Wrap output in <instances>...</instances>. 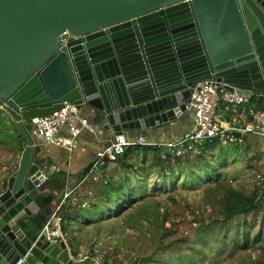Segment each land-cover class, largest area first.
Returning <instances> with one entry per match:
<instances>
[{
    "label": "water",
    "instance_id": "1",
    "mask_svg": "<svg viewBox=\"0 0 264 264\" xmlns=\"http://www.w3.org/2000/svg\"><path fill=\"white\" fill-rule=\"evenodd\" d=\"M202 82L264 96V0H0V109L25 141L0 192V264H86L43 233L55 203L26 122L69 102L129 139L183 119Z\"/></svg>",
    "mask_w": 264,
    "mask_h": 264
},
{
    "label": "rangeland",
    "instance_id": "2",
    "mask_svg": "<svg viewBox=\"0 0 264 264\" xmlns=\"http://www.w3.org/2000/svg\"><path fill=\"white\" fill-rule=\"evenodd\" d=\"M220 108H222V105H220ZM229 111L230 108L222 109L224 115H230ZM0 115L5 117L7 113L0 109ZM191 115L192 112L187 113V116L190 117ZM10 127L9 121L6 122L4 119L0 122V192L4 190V178L15 169L21 152L16 146V141L10 136L13 131V128L11 130ZM27 129L32 130L30 125H27ZM160 132L158 131V133ZM16 133L17 131L14 132V137ZM141 135L142 133L138 134L137 137ZM255 138L258 141L253 140L254 136L243 135L244 145L252 146L253 150H246L245 146L242 145L240 152L232 155L230 148L233 149V146L231 143H227L228 148L223 153L225 160L223 162L213 160V164L217 166L220 175L223 174L222 169H225L221 182L213 181L209 173L203 174L197 167V162L192 164L193 169L197 168L198 170L197 176L194 177L193 182L185 180L184 178L187 176L182 171L187 169L185 164L188 159L186 157H183L180 161L185 165L180 169L171 170L172 165L176 162L170 160V164H165L159 170L152 167L144 169V171L140 168L129 170L126 174L130 175L127 178V186L130 190L124 193L123 196L126 198L114 201L113 213L109 209L107 219L101 215L96 217V212L94 218L90 217L85 222H82L79 217V220L76 219L71 224L73 231L69 235L64 234L69 246L70 241L75 242V249L70 247L77 254V256L73 255L74 259L85 261L86 264H88V259H91L95 264H174L172 260L167 258L171 254L175 256L190 254L193 255L192 258L182 259L184 264H238L247 263L248 257L259 258L261 248L252 249L255 246L251 245L252 248L244 250L240 242L235 241L239 238V233L235 229H239L245 224H251L250 229L258 227V223L254 224L253 219L239 223L238 226H227L223 230L213 231L215 224L224 222V218L220 217L218 210L223 204V196L227 198L225 196L226 192L230 191L231 188L251 191L258 181L253 174L264 169V155L258 152L259 149L264 152V144L259 142V140L263 142L264 140L258 137ZM225 139L227 140L228 137H225ZM169 140L170 137H167L166 140L149 142H171L176 139ZM47 145L44 143L41 146H46L44 149L51 148ZM159 146L169 149L165 145ZM206 148L208 153L205 157H211L214 151L208 146ZM60 150L70 153L64 148ZM124 155L122 153L120 157H124ZM150 155L153 156L151 153ZM164 159H167V157L164 156ZM149 163L146 160L144 166ZM97 164H102V162L99 160ZM50 165H56L55 156L54 160L50 161ZM245 165L246 168L244 169L243 166ZM117 172L122 176L121 180L126 176L122 168ZM47 173L49 179L46 182L47 184L45 183V187L43 186L44 188L56 187L58 191L59 189L64 191L69 188L67 183L60 181V178H56V174L50 169L47 170ZM217 176V173H214V179H217ZM207 188L210 190L208 191ZM132 195L134 197L129 198ZM136 195L137 197H135ZM89 196L94 198L92 195ZM82 202L86 204L85 199ZM124 202L123 206L122 203ZM156 205L159 206L161 212L167 210L168 217L171 219L167 222V226H172V229L164 238L165 241H171L172 244L160 252V259L143 261L141 256L143 250L151 249L152 246L147 236L143 234L146 231L145 226H148V224L143 220L142 212L147 206H152L155 209ZM117 209L120 210L116 214ZM258 218H264V213L259 212ZM198 232H202V234L199 235ZM224 234H226V239L223 237ZM153 249L155 251V247L152 248V252ZM106 258L108 261L104 260Z\"/></svg>",
    "mask_w": 264,
    "mask_h": 264
},
{
    "label": "trees",
    "instance_id": "3",
    "mask_svg": "<svg viewBox=\"0 0 264 264\" xmlns=\"http://www.w3.org/2000/svg\"><path fill=\"white\" fill-rule=\"evenodd\" d=\"M239 108L243 107L241 106ZM244 108L248 116L251 111L256 112L259 110H263L264 96H253L251 102ZM229 113L231 116L233 110L231 109ZM0 120H4L2 115H0ZM12 128L13 131L11 132V135L13 133L12 136H14L15 131H17L16 134L19 135L18 140H16V146L19 151H23L24 145H22V136L20 134V131L15 125H13ZM226 137H228L227 140L223 139L222 136H218L208 141L188 142L182 146L174 147L172 149H167L159 145L144 146L138 144L126 147L124 153L126 150L130 149L134 154L140 157L141 161L138 162L137 158L134 157L132 160L133 163H130L132 161L127 162L123 159L122 161L120 159L119 162H116L113 165V168H115V170L110 171L109 177L105 179L107 180L104 183V190L106 192L105 195L102 194L99 185L96 186V200L85 198L86 204L83 202L74 201V199L78 196L77 192L76 194H73L72 192L67 197V199L64 200L63 203L61 201L64 198L63 196L65 194L62 195V198L59 200V202L62 203L60 219L64 234L69 235V233L73 231V229H71V224L76 221V219L79 220V217L82 222H85L90 217L94 218L95 212L103 210L104 208H109L110 210H112V207L115 204L114 201L126 198L123 195L125 192H128L130 190V188L127 186V178L130 175L126 173L129 170L132 171L134 168H140L144 171V169L146 170L147 168L152 167L159 170L162 166H165V164H170V160H172L176 163L172 165L171 170L177 168L180 169L186 165L187 169L182 171L187 176L184 179L189 182H193L194 177L197 176L196 174L198 173V170L197 168L194 170L192 164L193 162H197V167L203 174L209 173L212 176L213 181L221 182L223 180L222 178L224 177L223 175L225 173V169H222L223 174L220 175V171L217 169V166L213 164V160H220L222 162L225 160L223 153L226 152L228 148V145H226L227 143H231L233 146V149L230 148L232 155L238 154L241 150V146L244 145V140L236 139L232 135L231 131L226 133ZM231 139H233L234 141L231 142ZM207 146L210 147L212 151H214L212 152L211 157H205V155L208 153V149L206 148ZM244 148L246 150H253L252 146L250 145L245 146ZM150 153L153 154V156L150 155ZM164 156H166L167 159H164ZM183 157H186L188 159V162L185 165L180 162ZM146 160H148L150 163L144 166V162ZM120 166H122L123 172L126 176H124L122 180L116 181L115 172L119 170ZM243 168L245 169L246 165L243 166ZM214 173H217V179H214ZM87 174L88 172H86L84 176L81 177V179H84ZM253 175L258 179V181L251 191L247 192L231 188L230 191L226 192L225 196L227 198L223 196V204L218 210L220 213V217L224 218V222L215 224L213 228V231H220L227 226H238L239 223L248 222L251 219H253L254 224L258 223V227L254 229H250L251 224H245L239 229H235L239 233V238L235 239V241L240 242L242 249L246 250L247 248H252L251 245L255 246L252 249H256L258 247L262 249L259 258L253 259L252 257H248L247 263L238 264H264V218H258L259 212L264 213V200H259L260 194L264 190V169ZM207 190L209 191L210 189L207 188ZM220 191H222V189H220ZM131 197H134V195L130 196L129 198ZM135 197H137V195ZM124 204L125 202L122 203L123 206ZM159 210L160 208L158 205L155 206V209H153L152 206H147L146 209L142 212V218L148 224V226H145L146 231L143 234L146 235L148 240L151 242L152 248L155 247V251L153 249V252L152 248L143 250V253L141 255L143 261H147L150 259H160V252L164 251L172 244L171 241H165L164 238L170 233L172 229V226H167V222H169L171 219L168 217V213L166 212L167 210L163 212ZM106 217L108 218L109 214H107ZM246 230L248 231L246 232ZM198 234L201 235L202 232H198ZM225 235L226 234H224L223 237L226 239ZM70 247L72 249H75L74 241H70ZM75 255L77 256L76 253ZM192 257L193 255L190 254H186V256H175L174 254H171L167 258L169 260H172L174 264H184L182 262V259ZM104 260L108 261L107 258ZM88 264L95 263L91 259H88Z\"/></svg>",
    "mask_w": 264,
    "mask_h": 264
},
{
    "label": "built area",
    "instance_id": "4",
    "mask_svg": "<svg viewBox=\"0 0 264 264\" xmlns=\"http://www.w3.org/2000/svg\"><path fill=\"white\" fill-rule=\"evenodd\" d=\"M69 37L68 33L63 34V40ZM253 94L246 91H229L224 84L212 82H202L196 86L192 95L188 110L193 113V128L171 142L150 143L144 136H139L136 140L125 139L122 135L116 137V141L99 154V160L107 158H116L124 153L125 148L131 144L144 146L165 145L169 149L179 147L188 142L208 141L218 136L226 137L228 132H240L243 135L249 134L258 138H264V109L251 111L246 124L241 127H226L221 121V111L223 108L245 107L251 102ZM222 105V108H220ZM30 125L31 131L28 130L35 144L43 145L53 144L69 150L72 149V142L82 135L85 131L94 132L96 126L92 121L85 117L81 108L77 105L66 102L64 108L55 113L34 118L25 123ZM23 145L25 141L22 138ZM53 171V170H52ZM49 179L48 173L44 178L38 180L35 189H41ZM71 194H65L64 200ZM62 203L57 206L51 213L47 223L44 225L43 233L51 241L66 240L60 219Z\"/></svg>",
    "mask_w": 264,
    "mask_h": 264
},
{
    "label": "crops",
    "instance_id": "5",
    "mask_svg": "<svg viewBox=\"0 0 264 264\" xmlns=\"http://www.w3.org/2000/svg\"><path fill=\"white\" fill-rule=\"evenodd\" d=\"M245 108H237L232 109L233 113L232 115H224L221 111V121L226 127H238L237 125H241L243 127L247 122V112L244 110ZM82 114L89 118L91 121L95 123L96 129L94 132L85 131L82 135L78 137V139H75L72 142V149L69 150L67 148L58 146V145H52L47 147H51L48 149H44L46 146H42V156L47 157L46 165L47 170L50 169L53 173L56 174V178H60V181H64L67 183L69 188H66L64 191H61L59 189L56 190V187L53 188H44L42 187L39 189V193L42 195L50 196L53 199V202L55 203V206L59 205L61 202L58 203V200L62 198V195L66 194L67 192H73V194L77 192L78 196L74 199V201L82 202L85 198H90L96 200V194L97 189L96 186L99 185L101 192L103 195H105V180L107 177H109V172L114 171L115 168H113V165L116 162H119L120 159L122 161L126 160L127 162L132 161L133 158H137V161L140 162L141 159L139 156L134 154L130 149L125 151L124 157H120L121 155L117 156L116 158H108L100 160L102 164H97L99 161V154L103 152V150L111 145L114 141H116V136L113 132L107 131L106 128H99V124L94 121L92 118V112L87 107H81ZM190 112V111H189ZM6 122L9 121L8 117H3ZM1 122V120H0ZM10 122V128H12V125L14 124L13 121ZM193 128V113L192 115L185 116L183 119L174 122L169 123L164 126L152 128L144 133L142 135L146 137V139L150 142H157L160 140H166L167 137H170V140L177 139L184 135L185 133L189 132ZM158 131H161L158 133ZM164 135V137H162ZM10 136L16 141L19 138V135ZM138 136V134H134L130 139L135 140V138ZM10 138V140H12ZM243 139V135H242ZM264 140V138H261V140ZM255 142L258 141L255 137L253 139ZM233 142L234 140L231 139ZM262 144H264L263 141H260ZM257 146V144H256ZM56 147V148H52ZM255 147V146H254ZM66 149L70 153L62 152L60 149ZM55 152V154H54ZM258 152L262 153L261 155H264V152L260 149ZM54 156L56 158V165H50V161L54 160ZM130 163H133L130 162ZM122 166L119 167L121 169ZM88 172L87 176L84 177V179H81V177L84 176V174ZM121 175L118 172H115V179L116 181L121 180ZM109 180V179H108ZM49 182V181H48ZM47 184V183H46ZM44 188V190H43ZM89 195H92L94 198L90 197ZM65 196V195H64ZM63 196V197H64ZM54 206V207H55ZM119 209H117L116 214L118 213ZM113 213V210H112ZM109 214V208H104L103 210L96 212V217H99L100 215L107 219L106 215ZM67 241V240H66ZM68 242V241H67Z\"/></svg>",
    "mask_w": 264,
    "mask_h": 264
},
{
    "label": "clouds",
    "instance_id": "6",
    "mask_svg": "<svg viewBox=\"0 0 264 264\" xmlns=\"http://www.w3.org/2000/svg\"><path fill=\"white\" fill-rule=\"evenodd\" d=\"M242 135H243V134H242ZM254 137H255V136H254ZM235 138H236V137H235ZM223 139H225V136L223 137ZM236 139H238V138H236ZM238 140H240V139H238ZM71 193H72V192H71ZM64 197H65V196H64ZM63 202H64V199H63L62 203H63ZM59 205H60V204H59ZM59 205H57V206H59ZM57 206H56V207H57ZM56 207H55V208H56ZM55 208H54V209H55ZM54 209H53V210H54ZM67 243H68V242H67Z\"/></svg>",
    "mask_w": 264,
    "mask_h": 264
},
{
    "label": "bare ground",
    "instance_id": "7",
    "mask_svg": "<svg viewBox=\"0 0 264 264\" xmlns=\"http://www.w3.org/2000/svg\"><path fill=\"white\" fill-rule=\"evenodd\" d=\"M65 41V40H64Z\"/></svg>",
    "mask_w": 264,
    "mask_h": 264
},
{
    "label": "flooded vegetation",
    "instance_id": "8",
    "mask_svg": "<svg viewBox=\"0 0 264 264\" xmlns=\"http://www.w3.org/2000/svg\"><path fill=\"white\" fill-rule=\"evenodd\" d=\"M10 121V120H9Z\"/></svg>",
    "mask_w": 264,
    "mask_h": 264
}]
</instances>
